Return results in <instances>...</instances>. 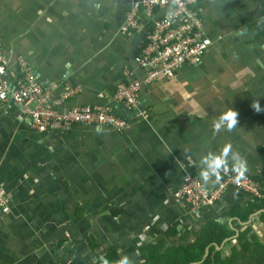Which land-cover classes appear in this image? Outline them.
<instances>
[{
	"label": "crops",
	"instance_id": "1",
	"mask_svg": "<svg viewBox=\"0 0 264 264\" xmlns=\"http://www.w3.org/2000/svg\"><path fill=\"white\" fill-rule=\"evenodd\" d=\"M132 2L0 0L13 79L22 59L56 111L111 108L128 122L124 131L54 125L42 134L22 107L0 104V264H97L101 255L143 264L144 248L193 247L210 224L232 234L209 244L203 261L236 251L242 264L249 253L237 252L264 242V207L251 195L229 189L198 211L174 198L186 176L199 179L200 157L226 142L247 161L245 175L264 178V111L251 108L253 100L264 108V0H195L212 46L200 64L151 85L136 62L147 22L122 31ZM134 81L143 84L139 111L114 108L118 87ZM228 108L238 125L216 132L212 122Z\"/></svg>",
	"mask_w": 264,
	"mask_h": 264
},
{
	"label": "built area",
	"instance_id": "2",
	"mask_svg": "<svg viewBox=\"0 0 264 264\" xmlns=\"http://www.w3.org/2000/svg\"><path fill=\"white\" fill-rule=\"evenodd\" d=\"M192 0H182L180 15L174 23L156 18V11L163 10L164 0H137L132 2L123 33L136 30L142 20L150 25L146 38L136 56L138 66L145 71V84L151 85L159 78H174L185 64L198 65L212 45L204 33L203 22L192 15ZM157 11V12H158ZM18 78L8 74V61L0 47V104H10L23 108L30 130L46 133L49 128L59 124L63 128L74 125L111 128L124 131L128 122L126 118L117 117L111 109L75 108L60 113L49 105V96L45 93L22 59L16 61ZM143 84L138 81L121 84L112 98V103L123 106L130 111H139L140 94ZM33 105L32 108L29 106ZM229 189H235L251 195L256 200H263L261 185L248 175L237 178L235 173L210 183L202 188L199 179L186 176L182 187L174 193L180 204L192 207L194 211L215 207ZM6 201L0 198L1 209Z\"/></svg>",
	"mask_w": 264,
	"mask_h": 264
},
{
	"label": "clouds",
	"instance_id": "3",
	"mask_svg": "<svg viewBox=\"0 0 264 264\" xmlns=\"http://www.w3.org/2000/svg\"><path fill=\"white\" fill-rule=\"evenodd\" d=\"M192 3H195V0H192ZM181 4L182 0H164L163 16L168 23H174L178 19ZM247 34L246 28L237 32V35L241 37ZM251 108L257 113L264 111L257 100H253ZM212 125L216 132L221 130L230 132L238 125V112L228 108L213 120ZM186 159H190V157H186ZM229 172L235 173L237 178H243L247 172V161L239 152L233 150L230 142L224 143L216 152L208 151L199 159L198 176L202 188H207L210 183L219 182L223 175ZM97 264H133V262L127 255H121L114 262L101 255L98 257Z\"/></svg>",
	"mask_w": 264,
	"mask_h": 264
},
{
	"label": "trees",
	"instance_id": "4",
	"mask_svg": "<svg viewBox=\"0 0 264 264\" xmlns=\"http://www.w3.org/2000/svg\"><path fill=\"white\" fill-rule=\"evenodd\" d=\"M262 188V193L264 194V178L256 180ZM258 204H262L259 208L264 207V200L255 201ZM258 209V208H257ZM253 210L252 212H254ZM264 220V215H261ZM231 232L228 231L224 226L218 224H210L201 234L197 243L193 247L177 246L174 249H168L161 253L159 246H150L142 250L145 257L143 264H240L237 260L236 251L230 259L219 260L213 259L211 253L203 261L205 250L207 246L213 242L221 243L226 238L231 236ZM247 234L241 236V240L249 242L246 238ZM257 243H254L249 250L243 246L242 251L237 252L238 254L249 253L248 261L242 264H264V242L260 243L259 239H254Z\"/></svg>",
	"mask_w": 264,
	"mask_h": 264
},
{
	"label": "water",
	"instance_id": "5",
	"mask_svg": "<svg viewBox=\"0 0 264 264\" xmlns=\"http://www.w3.org/2000/svg\"><path fill=\"white\" fill-rule=\"evenodd\" d=\"M137 0H133V2H136ZM146 22H147V25H148V27H149V25H150V23H149V21L148 20H145ZM113 106H114V108H116V109H120V111L123 109H125L124 107H122V106H119V105H115V104H112ZM107 107V106H106ZM110 107V106H109ZM56 126L57 127H61L59 124H56ZM1 198V197H0Z\"/></svg>",
	"mask_w": 264,
	"mask_h": 264
},
{
	"label": "rangeland",
	"instance_id": "6",
	"mask_svg": "<svg viewBox=\"0 0 264 264\" xmlns=\"http://www.w3.org/2000/svg\"><path fill=\"white\" fill-rule=\"evenodd\" d=\"M192 15H194L195 17H198L197 14L195 12H192ZM212 46V45H211ZM108 109H111V108H108ZM112 110V109H111ZM264 200V199H263ZM258 201H261V200H258Z\"/></svg>",
	"mask_w": 264,
	"mask_h": 264
},
{
	"label": "flooded vegetation",
	"instance_id": "7",
	"mask_svg": "<svg viewBox=\"0 0 264 264\" xmlns=\"http://www.w3.org/2000/svg\"><path fill=\"white\" fill-rule=\"evenodd\" d=\"M127 15H128V12H127V14H126V16H125V17H127ZM125 20H126V18H125Z\"/></svg>",
	"mask_w": 264,
	"mask_h": 264
},
{
	"label": "bare ground",
	"instance_id": "8",
	"mask_svg": "<svg viewBox=\"0 0 264 264\" xmlns=\"http://www.w3.org/2000/svg\"><path fill=\"white\" fill-rule=\"evenodd\" d=\"M182 205H186V204H182ZM189 206V205H188ZM191 207V206H190ZM192 208V207H191Z\"/></svg>",
	"mask_w": 264,
	"mask_h": 264
}]
</instances>
